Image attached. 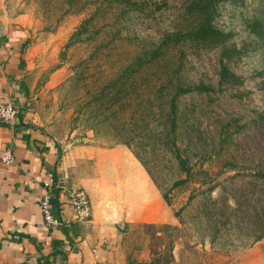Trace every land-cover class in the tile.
<instances>
[{"label":"rangeland","instance_id":"obj_1","mask_svg":"<svg viewBox=\"0 0 264 264\" xmlns=\"http://www.w3.org/2000/svg\"><path fill=\"white\" fill-rule=\"evenodd\" d=\"M262 7L218 5L216 26L245 48L229 63L243 84L219 88L218 49L162 45L194 21L183 0H0V16L31 21L20 110L66 144L129 141L167 196L177 226L160 237L125 226L134 246H149L153 264H264V236L253 240L264 229V50L245 23ZM178 66L183 81L216 90L178 98L176 148L158 131L173 93L164 84Z\"/></svg>","mask_w":264,"mask_h":264},{"label":"crops","instance_id":"obj_2","mask_svg":"<svg viewBox=\"0 0 264 264\" xmlns=\"http://www.w3.org/2000/svg\"><path fill=\"white\" fill-rule=\"evenodd\" d=\"M26 22L21 15L0 16V96L17 109L10 123L0 122V150L14 155L10 165L0 160V264L148 263L149 246H134L125 226L173 227L177 216L125 144H66L20 110L30 57L23 50ZM45 181L52 183V211L62 221L57 227H47L40 210ZM79 187L92 204L89 225L74 219L70 192Z\"/></svg>","mask_w":264,"mask_h":264},{"label":"trees","instance_id":"obj_3","mask_svg":"<svg viewBox=\"0 0 264 264\" xmlns=\"http://www.w3.org/2000/svg\"><path fill=\"white\" fill-rule=\"evenodd\" d=\"M245 0H183L184 2V15L193 17L194 21L192 25L185 29H179L173 32L166 33L162 38V45L164 44H178L182 42H190L197 46L206 48V49H218L219 50V69H218V85L221 88L223 85L229 86H240L243 84V79L240 75L236 74L230 67L229 63L236 62L242 58L245 53L244 47H238L231 39L232 34L230 32H225L222 29L218 28L215 24V18L218 14V5L223 2H230L232 4H243ZM263 3V7L261 10L246 19V27L249 33L254 36L258 42V45L264 50V0H260ZM90 19H87L81 23L79 29L74 33V36L80 34L82 29H84L85 25L89 22ZM180 68L178 66L174 73L173 78H169L164 86L170 87L173 90V93L170 97V101L168 104L169 112L167 117H164V120L167 123L165 125V129H160L158 133H165L171 140V144L177 148L176 146V112H177V100L178 98L187 93L196 92V93H210L215 91L214 86L207 84L203 81L198 83L195 82H187L183 81L180 77V72L177 70ZM264 73V71H260ZM163 87V83H160V88ZM117 104L114 102L110 108H116L120 111V107H115ZM113 106V107H112ZM141 116V113L140 115ZM125 144L135 155V157L139 160L142 166L145 168L154 184L156 182L152 178V175L147 167L146 162L143 160L141 155L133 149V146L127 140H119L116 142ZM185 172L188 174L189 168L184 165ZM264 177V171L261 173ZM185 180V179H183ZM180 181V182H183ZM157 186V185H156ZM159 189V187L157 186ZM215 185L209 187L208 191L212 193ZM162 196L166 203L169 205V201L167 196L162 193ZM175 216H177L175 214ZM145 228H153L151 231V236L160 237L161 235H157L158 232H165L167 229L171 228V226L161 225L154 226L150 224H144ZM264 236V229L260 231L255 237L254 241L260 240ZM143 264H153L152 260L148 263Z\"/></svg>","mask_w":264,"mask_h":264},{"label":"built area","instance_id":"obj_4","mask_svg":"<svg viewBox=\"0 0 264 264\" xmlns=\"http://www.w3.org/2000/svg\"><path fill=\"white\" fill-rule=\"evenodd\" d=\"M17 115L15 106L0 96V122L10 123ZM0 160L10 165L14 162V155L10 149L0 150ZM43 195L39 200L40 210L47 227L62 225L59 217L53 214L52 183L44 182L42 185ZM70 201L74 212V219L77 222L89 225L92 219V204L87 191L82 188H74L70 192Z\"/></svg>","mask_w":264,"mask_h":264}]
</instances>
